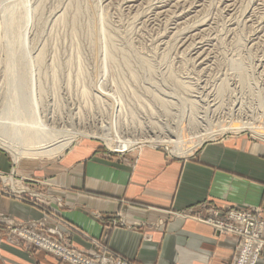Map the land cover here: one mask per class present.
<instances>
[{
    "label": "rangeland",
    "instance_id": "rangeland-1",
    "mask_svg": "<svg viewBox=\"0 0 264 264\" xmlns=\"http://www.w3.org/2000/svg\"><path fill=\"white\" fill-rule=\"evenodd\" d=\"M35 119L63 135L90 130L119 141L175 138L180 122L196 136L264 141L228 130L249 124L264 135V0H0V130ZM85 138L107 148L97 137L74 142ZM144 144L154 143L136 147ZM7 185L0 178V192ZM252 208L260 257L264 209L236 207L247 216ZM40 235L70 245L61 233Z\"/></svg>",
    "mask_w": 264,
    "mask_h": 264
},
{
    "label": "crops",
    "instance_id": "crops-1",
    "mask_svg": "<svg viewBox=\"0 0 264 264\" xmlns=\"http://www.w3.org/2000/svg\"><path fill=\"white\" fill-rule=\"evenodd\" d=\"M0 172L8 184L0 192V264H63L10 233L30 221L35 226L25 227L55 230L80 251H109L131 264H233L238 238L200 217L264 209V141L245 134L207 141L184 157L161 144L114 153L89 138L48 159L15 161L0 147Z\"/></svg>",
    "mask_w": 264,
    "mask_h": 264
},
{
    "label": "bare ground",
    "instance_id": "bare-ground-1",
    "mask_svg": "<svg viewBox=\"0 0 264 264\" xmlns=\"http://www.w3.org/2000/svg\"><path fill=\"white\" fill-rule=\"evenodd\" d=\"M185 11H186V9H185ZM196 33H198V32H196ZM30 124L25 125L24 128L20 127V126H16L15 128H13V132H11L9 135H6L4 132H2L0 130V147L7 150L13 156L15 161H19L22 158H44V157L49 158V157H53V156H58L59 154L64 152V150H66L71 144H73V142L77 138L82 137V136H84V137H87V136L97 137V138L102 139V141L104 140L103 142L105 143L106 147L111 152H114V153H125L131 149L136 148V145H139V144H142L145 142H148V143L151 142L154 144H159V143L163 144L164 143L167 145V147H169V149L171 150L172 153H174L175 155H178V156H183V157L190 155V153H192L197 147H199L201 145V143L206 141V139H213V138L216 139L217 136H219L218 133L217 134L214 133V130L210 134H206L208 131L207 132L201 131L202 134H204V135H201V133H200V135L196 136V134L193 133V131H190L191 134H188L187 133L188 130L192 129L195 126L194 124H193L194 125L193 126L189 122L188 123H181V122L179 123L178 133L176 134V132H175V135L172 134L173 136H175V138L168 137L167 139L165 138L162 140H160V139L157 140V139H152L149 137V138H145V139H143V138L142 139H126V140H121V141L115 140V139L107 137L105 135L95 133L94 131H90V130L72 133L69 129L66 128L67 130H65V131L67 132V135H63V134L58 133V131L55 130L54 128L53 129L51 127L48 128V126L42 120H36L35 119V121H34V124H36L35 127L34 126L29 127ZM31 125H33V124H31ZM244 129H249V130L254 131V132L256 131L255 134L263 137V139H264V135L262 134V131L260 132V130L256 129L255 127H253L249 124H243V125L233 124V125H230V127H228V130H231L234 132H238V131H241ZM223 130H224V128H223ZM93 133H95V134H93ZM171 133H172V131H171ZM197 137L198 138L201 137V139H199L198 142L193 140V139H197ZM187 140H190L192 144L189 146H185L187 144L186 143ZM10 177H11V175H10ZM12 177H11V179H12ZM8 178H9V176H8ZM12 186H13V184H12ZM12 188L14 189L15 187H12ZM9 228L13 233L17 234L23 240L29 242L32 247L40 249L42 251H46V252L54 255L58 260L63 259V256L61 254H57L58 249L50 243V242H53L55 244L60 245L56 239H53L52 237H42L40 235V232H38L32 228H29V227L28 228L33 230V231L27 232V233L23 231L22 234H18L16 231H13L14 229H20V228H11V227H9ZM54 231L55 230H50L47 234L56 235V231L55 232ZM39 238L45 239V240L50 241V242H43ZM254 244L257 246V243H254ZM67 248L75 249L80 253H85L84 251H80V250H78V249H76L70 245H67ZM107 253L112 255V257L114 259H118V258L123 259L120 256L115 255L114 253L108 251L105 253L99 252L100 260H102L103 258H106V262L108 263L109 262V258H108L109 256L107 255ZM85 254H87V253H85ZM101 257H102V259H101ZM249 258H250V260L255 261V263H257L259 256H258V259L254 255L250 256ZM125 260H127V259H125ZM127 261L129 263H131L129 260H127ZM66 262H68L69 264H74L73 262H71L69 260H66ZM111 264H116V263H111Z\"/></svg>",
    "mask_w": 264,
    "mask_h": 264
},
{
    "label": "built area",
    "instance_id": "built-area-1",
    "mask_svg": "<svg viewBox=\"0 0 264 264\" xmlns=\"http://www.w3.org/2000/svg\"><path fill=\"white\" fill-rule=\"evenodd\" d=\"M251 212H253L254 214H251ZM257 215H259V211L257 208L250 209L248 216L246 211H241V210L238 211V209L233 208V210H230L228 215L225 218H223V220H217L214 218L206 217L200 219V221L212 226L215 229V231H217L218 233H229L235 235L238 238L239 240L238 253H237V258H235L236 260L234 264H256L255 261L250 260L249 257L254 255L258 259L263 244V242L260 241L261 238L258 241L257 236H254L253 234V232L258 231L256 230V220H255ZM241 217L242 218L245 217L246 219H242ZM13 231L22 234L23 231L27 233L33 230L27 227L24 228L21 227L20 229H14ZM39 239L43 242H50L42 238ZM240 239H242V242L240 241ZM50 243L58 249L57 254H61L63 258H66V260H69L74 264H111V263L129 264L127 260L119 259V258L114 259L112 255L108 253H107V255L109 256L108 263L106 262V258H103L102 260L99 259L93 260L87 257L86 255H83L82 253L78 252L75 249L63 248L61 244L58 245L53 242ZM254 243H257V246Z\"/></svg>",
    "mask_w": 264,
    "mask_h": 264
}]
</instances>
